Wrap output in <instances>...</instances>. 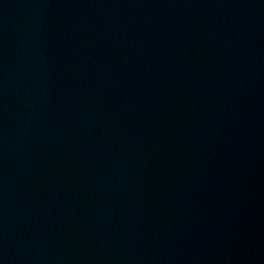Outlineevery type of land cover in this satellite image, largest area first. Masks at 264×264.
Returning <instances> with one entry per match:
<instances>
[{
  "label": "water",
  "instance_id": "water-1",
  "mask_svg": "<svg viewBox=\"0 0 264 264\" xmlns=\"http://www.w3.org/2000/svg\"><path fill=\"white\" fill-rule=\"evenodd\" d=\"M0 264H264V0H0Z\"/></svg>",
  "mask_w": 264,
  "mask_h": 264
}]
</instances>
